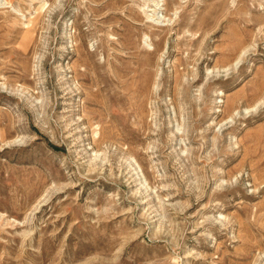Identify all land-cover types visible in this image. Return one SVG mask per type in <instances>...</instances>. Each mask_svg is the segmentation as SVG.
<instances>
[{
    "label": "rangeland",
    "instance_id": "374dc122",
    "mask_svg": "<svg viewBox=\"0 0 264 264\" xmlns=\"http://www.w3.org/2000/svg\"><path fill=\"white\" fill-rule=\"evenodd\" d=\"M0 264H264V0H0Z\"/></svg>",
    "mask_w": 264,
    "mask_h": 264
}]
</instances>
